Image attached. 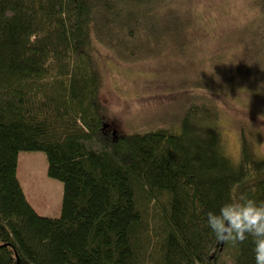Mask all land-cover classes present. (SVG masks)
Listing matches in <instances>:
<instances>
[{
	"label": "trees",
	"instance_id": "trees-1",
	"mask_svg": "<svg viewBox=\"0 0 264 264\" xmlns=\"http://www.w3.org/2000/svg\"><path fill=\"white\" fill-rule=\"evenodd\" d=\"M154 68L189 69L174 112L120 132L103 86ZM32 150L64 184L59 216L24 192ZM241 195L264 203V0H0V264H255L251 238L207 225Z\"/></svg>",
	"mask_w": 264,
	"mask_h": 264
},
{
	"label": "rangeland",
	"instance_id": "rangeland-1",
	"mask_svg": "<svg viewBox=\"0 0 264 264\" xmlns=\"http://www.w3.org/2000/svg\"><path fill=\"white\" fill-rule=\"evenodd\" d=\"M148 40V38L145 39L146 42H148ZM216 55H218V57L230 59L226 51L217 53ZM236 58L237 56L234 57V59ZM229 61L231 60H224V62ZM232 61L236 62L235 60ZM154 64L159 63L155 61ZM235 64L232 66V69L236 71V75H239L241 69ZM176 65L178 67V64ZM154 70L157 71L158 69L154 68ZM259 70L260 68L258 71ZM186 72L189 73V69L178 70L169 76L171 72L157 71L160 75L156 76L153 80H149V78L146 77L144 80H142V78L137 81L129 80L128 82H124L121 87L113 86L111 83L103 86L101 98L104 104L110 107L108 112L113 118L110 117L111 119L109 120L113 121V127L120 132L129 133L141 124L144 127L158 126L162 123L166 124L167 122L164 120V115L174 112V110L170 108L174 106L176 99L175 95L177 94L171 85L173 82L177 83L176 81L178 79L176 76H184ZM200 73L201 68L192 70V75L194 77L199 76ZM159 77L160 79H156ZM166 77L170 78L164 80ZM113 78L121 82L116 76ZM217 81L220 82L219 80ZM213 84L210 88H214ZM221 85H223V82H221ZM240 90V87H236L233 91L230 89L228 90V95L224 91L223 92L227 97L232 93L231 97L229 96L231 99H239L240 101L245 99L249 101V95L240 92ZM215 91L214 89L209 90L208 94L214 97L216 95ZM223 92L221 91V94H223ZM219 93L220 92H218V94ZM221 94L219 95L221 96ZM219 95L216 97L217 99H219ZM137 98H140L139 103L135 102ZM227 102L228 101H226V103ZM111 105L114 106L111 107ZM227 109L231 111L229 105L227 107L225 105L224 111H227ZM134 113L144 116V121H130L129 117ZM221 118L223 117H220V119ZM115 119H119V121ZM18 164L19 177L21 178L24 192L37 211L42 215L59 216L63 202L64 184L58 178L49 176L48 162L45 153L39 150L22 151L18 156Z\"/></svg>",
	"mask_w": 264,
	"mask_h": 264
},
{
	"label": "clouds",
	"instance_id": "clouds-1",
	"mask_svg": "<svg viewBox=\"0 0 264 264\" xmlns=\"http://www.w3.org/2000/svg\"><path fill=\"white\" fill-rule=\"evenodd\" d=\"M207 225L220 243H243L251 238L255 264H264V203L241 195L237 201L224 203L218 212H209Z\"/></svg>",
	"mask_w": 264,
	"mask_h": 264
}]
</instances>
